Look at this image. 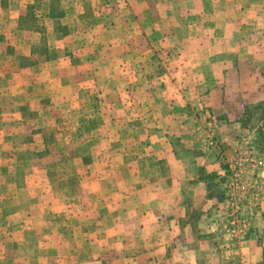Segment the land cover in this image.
Listing matches in <instances>:
<instances>
[{
    "label": "rangeland",
    "instance_id": "rangeland-1",
    "mask_svg": "<svg viewBox=\"0 0 264 264\" xmlns=\"http://www.w3.org/2000/svg\"><path fill=\"white\" fill-rule=\"evenodd\" d=\"M188 8L215 11L207 29L210 24L223 28L222 17L235 20L231 16L236 11H245L251 25L246 32L264 28V0H0V249L24 253L30 245L41 255H66L71 264L76 259L95 264L89 257L90 242L79 238L99 220L100 234L113 235L100 238V254L108 247L113 250L98 263L126 261L127 242L113 234L123 229L113 230L110 220L122 216L119 204L125 195H131L133 204L146 202L145 179L130 172L144 168L140 154L165 137L177 139L180 152L196 163L209 156L203 178L222 204L213 213V232L203 235L195 229L196 241L181 242L185 252L191 251L181 262L264 264V257L237 253L238 239H231L247 217L245 206L257 202L252 180L264 164V105H256L264 101L255 103L258 98L252 95L263 90L264 80L220 83L213 74L221 66L210 63L207 81H185V74L201 71L203 58L216 62L237 50L235 34L221 35L228 39L221 55L212 47L198 48L199 35L207 34L208 43L219 35L191 28V18L181 17ZM243 52L246 59L254 55L253 49ZM187 58L194 59L196 69L185 63ZM249 60L253 64L243 71L253 77L259 70L264 77L257 58ZM173 85L178 96L170 95ZM223 85V96L210 95ZM184 92L190 95L181 96ZM214 104H227L230 116L209 114ZM213 117L224 122L222 130ZM240 140L242 147L231 152V141ZM153 178V184L165 180ZM231 199L239 210L237 205L231 208ZM11 204H24L15 220ZM58 204L85 208L73 205L68 218H62ZM46 212H51L50 219ZM139 212L133 215L139 218ZM76 213L78 221L72 217ZM233 215L240 220L236 227ZM23 220L34 239L29 244L14 240L13 229ZM126 229L133 237L140 235L134 226ZM22 253L2 258L0 264H22Z\"/></svg>",
    "mask_w": 264,
    "mask_h": 264
},
{
    "label": "crops",
    "instance_id": "crops-1",
    "mask_svg": "<svg viewBox=\"0 0 264 264\" xmlns=\"http://www.w3.org/2000/svg\"><path fill=\"white\" fill-rule=\"evenodd\" d=\"M193 2V4H197L198 0H188ZM207 1V0H204ZM240 14V12L236 11L234 16L235 20H231L229 18H223L224 27L220 29L219 25H209L210 28H206V23L211 21L210 16L214 17L217 16L215 11L207 12L206 10H193L188 8L183 16H187L191 18L189 26L195 27L196 29L201 31V34L205 31L207 33H212L217 37L214 42H209L205 35H199L197 37L196 43L197 47L200 49H215L216 53L220 55L223 53V48H227L228 39L221 38V35L226 34H235V38L237 41L236 51L234 52L235 55L226 56L220 61L211 62L210 59L206 58L202 59L201 65L203 68L201 71L195 73L190 72L189 74H185L186 80L192 82H200V81H207L210 75V70H206V66L211 63L217 64L221 66V71L217 74H213L215 80H219L221 82L229 83L234 82V80L238 82L248 80H253V78L257 80H264L262 74L257 71L253 77H251L250 73L243 71L245 66L249 64H253L249 58H257V64L264 66V28H257L256 33L246 32V25L247 28L251 29V25L249 20L245 18V11ZM179 19V16H177ZM221 18V17H220ZM215 23L217 19H214ZM212 23V22H210ZM260 25V22H258ZM220 29V30H219ZM256 29V28H255ZM250 33V36L247 37V34ZM215 36V37H216ZM251 39V40H249ZM233 41V39H232ZM247 41V42H246ZM203 46V47H202ZM230 46V45H229ZM249 48L253 49L254 55L252 57L247 56L248 59L244 58V49ZM240 53V54H239ZM243 53V54H242ZM256 54V55H255ZM187 65H193V68L198 64H194V59L187 58L185 61ZM200 65V66H201ZM253 66V65H252ZM196 69V68H195ZM216 75V76H215ZM172 77L171 81L175 82L176 78ZM164 77H160L159 79L163 81ZM179 80V77H178ZM222 85V84H221ZM230 85V84H228ZM224 87L220 86V88L213 89L210 93L212 96H223ZM187 88V87H186ZM170 95L178 96L179 89L171 88ZM166 94V91H164ZM168 93V91H167ZM183 95H190L188 93H182ZM252 97H257L255 103L264 101V87L263 90L260 91L259 89L252 95ZM212 105V104H211ZM229 107L227 104H214L213 107L209 108L207 111L209 114L217 115V117H221L225 113L229 115ZM242 110V109H241ZM171 115V114H169ZM174 116V115H173ZM230 116V115H229ZM213 117L216 121L215 127L218 130H222L225 126L223 125L224 122L220 118ZM232 121V120H231ZM219 124V125H218ZM173 134L175 133L173 131ZM231 139H226L222 141H230ZM233 144L231 148L232 151H236L238 147H242L243 141H231ZM178 141L177 139L173 140L171 138H163L158 141L157 144H153L149 146H145L148 148L146 153L140 154L138 160L142 163L141 165L144 166L139 172H130L133 176H141L146 181V195L143 196L144 199L146 198V202L142 201L141 204H133L131 200V195H125L123 204H119V212L122 216H119L115 219L110 220L111 227L113 230H122L118 231L116 239L121 241L122 244L126 241V245H124V259L126 261H122L121 264H183L182 259L183 257L191 254V251L185 252L183 247L181 246V242L187 238V240L196 241L198 238L195 234V229L198 230L201 234L207 235L214 231L215 224L213 221V213L216 211L217 207L221 206L222 204L219 203V200L211 196L210 189L212 187L211 182L207 178H203V172L206 169L203 167L206 166V162L209 159V156H205L201 158V162H194L193 159L189 154L180 152L177 148ZM230 144V142H229ZM215 148V147H214ZM151 150H155L154 153H150ZM224 155L228 152H222ZM129 155V154H128ZM132 156V155H131ZM137 159V158H136ZM196 160H200L196 158ZM154 161L159 162L156 165L157 168H150V163ZM160 161H164L165 168H159ZM215 161V160H213ZM217 165H211L210 167ZM129 170V169H128ZM130 171V170H129ZM137 171V170H136ZM218 171V170H216ZM138 173V174H137ZM223 172L220 171V174ZM259 175L258 178H253L252 184L257 189V202L252 203L250 205L247 204V217L244 219L243 225L238 230V234L232 237V240L238 239L240 249L237 253L244 255L246 253L250 257H257L260 259L264 257V164L261 167L257 168V172ZM158 175L165 177L163 184L160 182H156L155 184L152 183L153 177ZM261 179V180H260ZM161 184V185H160ZM160 185V186H158ZM24 204H11L12 208V219L15 220V215L21 212L23 209ZM29 205V206H28ZM59 205V204H58ZM76 206L77 209L85 208L84 204H60L57 206L59 209L60 217L68 218V213H72L71 210H68L72 206ZM15 206L16 207L15 209ZM28 208L31 204H27ZM51 208L53 205H50ZM27 208V209H28ZM56 209V208H55ZM118 209V206H117ZM140 210L141 213L139 218H136L133 215L134 211ZM48 213L46 219H50V213ZM81 214L82 212L79 211ZM198 215L195 218V215ZM0 215H1V208H0ZM25 217V215H23ZM74 220H80L81 216L79 214H73L72 216ZM104 219L102 220V222ZM26 223V225H22V223ZM100 221H95L91 225V232L90 233H81L80 240L85 242H90L91 244L89 250V257L94 258L97 262L95 264H99L98 260L100 257H108L113 250L112 247H108L103 250V256L100 254L99 245L98 243L104 241L103 238L100 239L102 236L99 232V224ZM26 221H22L21 225L18 228L13 229V235L15 242L23 243L27 241L29 244V238L31 237L29 232V227L27 226ZM134 226L140 230L139 236H132V234L126 229L127 227L130 228ZM97 227V228H95ZM95 230V232H94ZM62 235V232H61ZM77 235V234H76ZM82 236V237H81ZM113 236L112 234H108L109 238ZM35 237V236H34ZM32 238V237H31ZM207 238V237H205ZM61 239V237H60ZM31 240H34L33 238ZM51 240V239H50ZM139 242L137 243H129V242ZM30 246V245H29ZM28 246L27 252L22 253L21 251H13L11 254L6 253L3 249H0V260L2 258L7 259L8 256L11 258H16V256H20L22 253L25 260H23L22 264H71L68 261V256H64L63 254L58 255L57 257H49V255H41L39 252H35L34 249H30ZM246 252H244V249ZM52 253V252H51ZM83 252H80L82 257ZM79 255V254H78ZM44 256V257H43ZM88 256V254H87ZM42 257V259H41ZM103 259V258H102ZM75 264H84L83 259L82 261H78L76 259Z\"/></svg>",
    "mask_w": 264,
    "mask_h": 264
},
{
    "label": "built area",
    "instance_id": "built-area-1",
    "mask_svg": "<svg viewBox=\"0 0 264 264\" xmlns=\"http://www.w3.org/2000/svg\"><path fill=\"white\" fill-rule=\"evenodd\" d=\"M231 203H230V206H231V208H233V209H235L236 208V205H237V203H236V201L234 200V199H231ZM237 210H239V207H238V205H237V208H236ZM240 222V220H239V218H238V215H237V217H235L234 215L232 216V218H231V223H232V225L233 226H238V223Z\"/></svg>",
    "mask_w": 264,
    "mask_h": 264
},
{
    "label": "trees",
    "instance_id": "trees-1",
    "mask_svg": "<svg viewBox=\"0 0 264 264\" xmlns=\"http://www.w3.org/2000/svg\"><path fill=\"white\" fill-rule=\"evenodd\" d=\"M263 105H264V102H262V103H260L259 105H256V106H257V108H261ZM249 109H250V106L246 107L245 113L248 112Z\"/></svg>",
    "mask_w": 264,
    "mask_h": 264
}]
</instances>
